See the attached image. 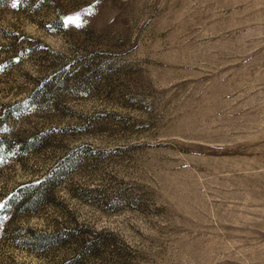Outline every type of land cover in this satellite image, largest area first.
Listing matches in <instances>:
<instances>
[{"label":"rangeland","instance_id":"374dc122","mask_svg":"<svg viewBox=\"0 0 264 264\" xmlns=\"http://www.w3.org/2000/svg\"><path fill=\"white\" fill-rule=\"evenodd\" d=\"M0 203V264H264V0H0Z\"/></svg>","mask_w":264,"mask_h":264},{"label":"snow or ice","instance_id":"6c2138e0","mask_svg":"<svg viewBox=\"0 0 264 264\" xmlns=\"http://www.w3.org/2000/svg\"><path fill=\"white\" fill-rule=\"evenodd\" d=\"M12 6H13V7H16L17 4H16V3H13ZM90 11H91L90 9H85V10H84L85 14H89ZM83 22H84V21L81 19L80 15L78 14V15H77L76 17H74V18H69V19L65 20L64 23H63V26H64V27H69L70 25L75 24L76 27H80L81 24H82ZM5 206H6L5 204L0 203V209L4 208Z\"/></svg>","mask_w":264,"mask_h":264},{"label":"trees","instance_id":"16d2710c","mask_svg":"<svg viewBox=\"0 0 264 264\" xmlns=\"http://www.w3.org/2000/svg\"><path fill=\"white\" fill-rule=\"evenodd\" d=\"M22 202V201H20ZM31 203H33L34 201H30ZM28 205V204H27ZM27 205H24L23 207H26ZM54 235L52 234V236L50 234H46V235H43V236H39V239L40 241H43V242H48L49 239H51V237H53ZM38 237V236H37ZM11 264H26V263H18V262H13Z\"/></svg>","mask_w":264,"mask_h":264}]
</instances>
